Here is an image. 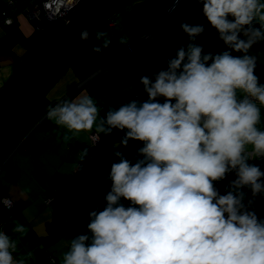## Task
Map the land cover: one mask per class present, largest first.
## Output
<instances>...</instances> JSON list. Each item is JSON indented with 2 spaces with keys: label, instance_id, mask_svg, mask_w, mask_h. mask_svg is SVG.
I'll use <instances>...</instances> for the list:
<instances>
[{
  "label": "clouds",
  "instance_id": "1",
  "mask_svg": "<svg viewBox=\"0 0 264 264\" xmlns=\"http://www.w3.org/2000/svg\"><path fill=\"white\" fill-rule=\"evenodd\" d=\"M196 2L226 50L205 53L197 43L204 26L181 22L187 45H178L166 68L139 78L146 100L109 105L103 117L88 94L48 106L45 117L65 129V143L81 132L94 133L95 144L114 129L124 133L113 144L105 206L93 201L87 232L69 239L60 264H264V218L254 208L257 197L264 200V170L250 163L264 160V83L255 74L264 49L251 51L264 44V0ZM94 35L93 52L109 47L107 32ZM131 39L124 34L119 43ZM130 140L142 145L134 163L119 150ZM86 159L84 147L74 174ZM232 174L221 194L217 183ZM0 205L12 202L0 197ZM12 232L19 235L0 230V264H27L32 251L14 254L28 228L17 221Z\"/></svg>",
  "mask_w": 264,
  "mask_h": 264
},
{
  "label": "crops",
  "instance_id": "2",
  "mask_svg": "<svg viewBox=\"0 0 264 264\" xmlns=\"http://www.w3.org/2000/svg\"><path fill=\"white\" fill-rule=\"evenodd\" d=\"M9 1L13 2L12 7H8ZM27 1L0 0V92L39 41V34L24 15ZM172 4V0H136L110 19L99 29L112 39L109 47L100 53L93 52V45L100 43L94 35L49 90L47 105L88 94L101 106L103 117L109 105L115 108L137 97L146 100L139 78L166 68L167 59L175 55L178 45L188 43L180 29L181 22L195 24L185 9L175 8L166 13L165 9ZM5 11L13 17L12 24L1 22ZM146 32L154 34V38H144L134 55L110 64L124 50L120 36L127 34L132 38L130 41H136ZM64 132L65 129L45 118L27 141L41 143L45 150L38 155L13 153L0 170V197H9L15 205L4 230L16 238L19 234L12 232L15 222L28 228L14 254L18 257L32 251L27 264H60L69 239L87 232L93 201L102 210L104 196L111 187L106 177L116 157L110 146L124 133L114 129L111 135L101 134L103 146L95 147L91 144L92 132H81L67 143L62 139ZM140 146V142L130 140L119 150L134 163ZM84 147L88 148L89 159L83 162L82 171L74 174L71 166L78 162ZM3 212L6 209L0 205V215ZM77 217L82 221H76Z\"/></svg>",
  "mask_w": 264,
  "mask_h": 264
},
{
  "label": "water",
  "instance_id": "3",
  "mask_svg": "<svg viewBox=\"0 0 264 264\" xmlns=\"http://www.w3.org/2000/svg\"><path fill=\"white\" fill-rule=\"evenodd\" d=\"M136 0H82L76 9L63 21L55 24L23 59L17 71L0 92V159L34 112L47 97L49 90L70 66L74 57L104 26ZM205 28V33L221 49L226 50L216 30L203 16L202 5L196 0H180ZM176 4V0L172 5ZM88 30L90 39L80 38L82 30ZM91 33L93 35L91 36ZM144 38L141 39V42ZM264 49V44L254 45L251 51ZM233 55L241 53L232 52ZM118 55L110 64L123 60ZM255 74L264 80V62H258ZM44 117L31 133L41 125ZM30 133V134H31ZM4 167L0 168V170Z\"/></svg>",
  "mask_w": 264,
  "mask_h": 264
},
{
  "label": "built area",
  "instance_id": "4",
  "mask_svg": "<svg viewBox=\"0 0 264 264\" xmlns=\"http://www.w3.org/2000/svg\"><path fill=\"white\" fill-rule=\"evenodd\" d=\"M81 1L82 0H28L24 8V15L26 19L32 24L34 30L39 34V36L43 37L46 33H48L51 30V28L56 23L65 20L70 15V13H72V11L78 7ZM12 6H13V2L9 1L8 7H12ZM175 7H177V5ZM13 20H14L13 17L7 11H5L2 14L1 22L3 24L6 25L12 24ZM204 38H206L205 32L201 34L199 37H197V41L199 42ZM141 44H142L141 39H138L136 41H129V44L124 47V50L121 51L118 54V56L126 58L128 56L134 55L138 51ZM90 138H91L92 146L95 147L103 146V141L101 138L95 144L94 133L91 134ZM110 149L114 150L113 145L110 146ZM250 163L258 164L261 167V169L264 170V160L250 161ZM90 168L94 169V166H91ZM229 176L235 178L234 174ZM217 187L220 190L221 194H223V187L218 185ZM248 195L251 196L250 191L248 192ZM11 202H12V207L5 208L6 212L1 213L0 215V230L5 231L4 224L6 223L7 217L10 215V213L15 207L14 202L12 200ZM254 208L257 215L261 218H264V200L257 197L254 204ZM77 220L82 221V218L77 217L76 221Z\"/></svg>",
  "mask_w": 264,
  "mask_h": 264
},
{
  "label": "trees",
  "instance_id": "5",
  "mask_svg": "<svg viewBox=\"0 0 264 264\" xmlns=\"http://www.w3.org/2000/svg\"><path fill=\"white\" fill-rule=\"evenodd\" d=\"M172 1H174V0H172ZM183 8L186 9V7L182 3H180L176 9L178 10V9H183ZM40 38H41V36H39V39ZM197 43L203 44V51L205 53L212 52L213 54H215V53L221 52V49L210 39V37L207 34H206V38L202 39L199 42L197 41ZM260 83H264V80H262L261 78H260ZM47 106L48 105H47V97H46L43 100V102L40 104V106L37 108V110L34 112L32 117L30 118V120L26 124V126L16 136V138L11 143V145L9 146L6 153L0 159V167L4 164L9 163L13 153L19 152V153L29 154V155H38V154H41L45 150V146L43 144H41V143L28 144L27 141L33 135V133H31L33 128L36 125H38V123L45 117V113H46V110L48 108ZM3 213H5V212H3ZM8 217H7V219H8ZM5 225L6 224H4V226ZM5 228H6V226H5Z\"/></svg>",
  "mask_w": 264,
  "mask_h": 264
},
{
  "label": "rangeland",
  "instance_id": "6",
  "mask_svg": "<svg viewBox=\"0 0 264 264\" xmlns=\"http://www.w3.org/2000/svg\"><path fill=\"white\" fill-rule=\"evenodd\" d=\"M183 10H184V8H183ZM185 13H186V15H187L189 18H191V20H193V22H194L195 24L198 23V21L196 20V18H195L190 12H188L186 9H185ZM40 39H41V38H40ZM40 39H39V40H40ZM47 97H49V96L47 95ZM262 118H264V110H262ZM232 179H234V178L231 177V176H228L227 179H225L224 181H221V182H218V183H217L218 186L223 187V193H224V191H225V185L228 183V181H230V180H232Z\"/></svg>",
  "mask_w": 264,
  "mask_h": 264
}]
</instances>
